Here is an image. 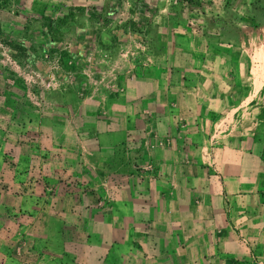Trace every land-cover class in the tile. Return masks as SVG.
Segmentation results:
<instances>
[{
  "label": "rangeland",
  "instance_id": "374dc122",
  "mask_svg": "<svg viewBox=\"0 0 264 264\" xmlns=\"http://www.w3.org/2000/svg\"><path fill=\"white\" fill-rule=\"evenodd\" d=\"M255 30L264 0H0V264L88 259L94 224L122 213L107 192L114 180L90 172L94 132L112 142L105 132L141 78L193 77L196 59L238 90ZM125 151L111 166L119 185L136 169ZM237 238L240 264H264Z\"/></svg>",
  "mask_w": 264,
  "mask_h": 264
},
{
  "label": "crops",
  "instance_id": "0c3cea01",
  "mask_svg": "<svg viewBox=\"0 0 264 264\" xmlns=\"http://www.w3.org/2000/svg\"><path fill=\"white\" fill-rule=\"evenodd\" d=\"M246 42L252 73L238 90L196 59L193 77L141 78L105 132L112 142L94 132L90 172L114 180L107 192L122 213L94 224L101 233L80 264H240L238 235L264 262V30ZM119 147L136 168L121 185L111 169Z\"/></svg>",
  "mask_w": 264,
  "mask_h": 264
}]
</instances>
